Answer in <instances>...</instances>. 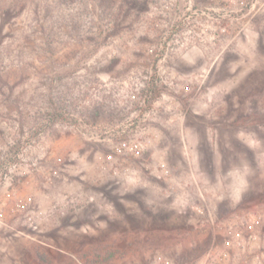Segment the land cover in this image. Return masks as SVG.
Instances as JSON below:
<instances>
[{"label":"rangeland","instance_id":"rangeland-1","mask_svg":"<svg viewBox=\"0 0 264 264\" xmlns=\"http://www.w3.org/2000/svg\"><path fill=\"white\" fill-rule=\"evenodd\" d=\"M0 264H264V0H0Z\"/></svg>","mask_w":264,"mask_h":264},{"label":"trees","instance_id":"trees-1","mask_svg":"<svg viewBox=\"0 0 264 264\" xmlns=\"http://www.w3.org/2000/svg\"><path fill=\"white\" fill-rule=\"evenodd\" d=\"M54 116H55L54 114L51 115V117H50V121H53V120L55 119Z\"/></svg>","mask_w":264,"mask_h":264}]
</instances>
